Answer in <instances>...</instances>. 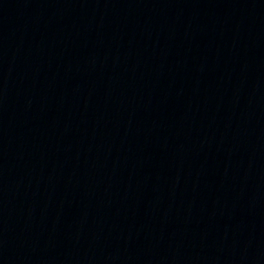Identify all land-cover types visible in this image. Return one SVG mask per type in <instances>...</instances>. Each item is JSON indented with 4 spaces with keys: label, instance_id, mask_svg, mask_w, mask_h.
Returning a JSON list of instances; mask_svg holds the SVG:
<instances>
[{
    "label": "water",
    "instance_id": "water-1",
    "mask_svg": "<svg viewBox=\"0 0 264 264\" xmlns=\"http://www.w3.org/2000/svg\"><path fill=\"white\" fill-rule=\"evenodd\" d=\"M0 104L264 161V0H0Z\"/></svg>",
    "mask_w": 264,
    "mask_h": 264
}]
</instances>
